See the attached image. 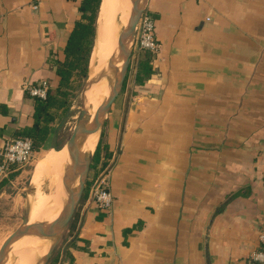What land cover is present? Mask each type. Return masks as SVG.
<instances>
[{"label":"crops","instance_id":"crops-1","mask_svg":"<svg viewBox=\"0 0 264 264\" xmlns=\"http://www.w3.org/2000/svg\"><path fill=\"white\" fill-rule=\"evenodd\" d=\"M81 1L0 0V150L34 123L26 87H57ZM147 11L155 74L137 85V59L100 138L112 155L113 208L81 201L77 248L61 264H258L264 0H149ZM57 121L36 153L66 146ZM51 210L32 219L33 234Z\"/></svg>","mask_w":264,"mask_h":264},{"label":"water","instance_id":"water-1","mask_svg":"<svg viewBox=\"0 0 264 264\" xmlns=\"http://www.w3.org/2000/svg\"><path fill=\"white\" fill-rule=\"evenodd\" d=\"M148 1L131 0L130 19L119 38L117 49L98 76L90 78L88 74L82 91V108L76 119L73 133L66 144L68 158L62 177L63 208L60 215L52 223L40 226L34 235L30 225V215L28 212L25 213L22 225L4 242L0 249V264H6L14 245L28 237L50 241L48 252L37 262V264H48L63 239L82 201L96 152L88 154L83 146L91 135L99 133L101 138L110 109L124 89L135 52L137 26L142 14L147 11ZM104 79L110 83V95L102 103L95 116L91 118L86 104L87 92ZM56 140L57 137H54L53 149H55Z\"/></svg>","mask_w":264,"mask_h":264},{"label":"trees","instance_id":"trees-1","mask_svg":"<svg viewBox=\"0 0 264 264\" xmlns=\"http://www.w3.org/2000/svg\"><path fill=\"white\" fill-rule=\"evenodd\" d=\"M101 4L102 0L81 1L79 6L80 16L67 41L64 52L65 59L56 63V74L59 77L58 85L55 89L50 90L46 99L33 98L35 107L34 123L32 127L24 128L17 133L16 138H31L34 144V151L36 152H39L46 145L52 130L51 125L58 118H63L68 114L77 91L82 88L88 74L91 73V58L96 42ZM154 56L149 51H140L138 54L136 67L137 85L145 84L155 74L153 67ZM111 156L107 146L103 144L101 139L93 158L91 170L99 173V171L105 169ZM13 177L14 175L11 176V178ZM9 180H4L3 184ZM90 186L91 181L89 180L82 202L88 197ZM79 221L80 213L78 211L68 227L70 238L72 239L66 258H71V260H73V257L70 250L76 249L79 241L77 236ZM61 261H59L58 256L55 259L51 258L48 264H61Z\"/></svg>","mask_w":264,"mask_h":264},{"label":"rangeland","instance_id":"rangeland-1","mask_svg":"<svg viewBox=\"0 0 264 264\" xmlns=\"http://www.w3.org/2000/svg\"><path fill=\"white\" fill-rule=\"evenodd\" d=\"M126 7H128V10L131 11V6L128 0L126 1ZM130 15H131V12H130ZM99 17H100V13H99ZM97 29H98V25H97ZM96 45L93 50L91 63L94 62L95 59H99L98 58L99 55L97 53L98 49ZM139 53L140 51L135 49V52L132 58L131 67H130V72L128 75L129 78H128L127 85H129L131 79L133 78L134 71H135V65H136ZM101 68H102V65H101ZM90 69H91L90 78H94L98 76L102 71L101 69L99 73H96L97 75H93L94 73H92L91 65H90ZM85 83L86 81L84 82L82 88L77 91V95L71 103V108L68 114L63 118H58L57 131L61 136V144H66L73 133L74 127L76 125V119L78 117L79 111L82 108V91L85 86ZM101 83L102 82L97 83L87 92V100H86V104L88 103L87 105H90V103H92L94 99V95L96 91L99 90ZM103 99L104 97H102V100ZM51 154H52V150L49 151L48 153L46 150H43L40 153H36V151H34L33 160L28 166L20 168L17 170V172H14L13 174H11L9 177L10 180L7 183L5 184H3V182L0 183V249L2 245L4 244V242L22 225L24 214L27 212L29 213V215L31 214V211L34 208L33 205H36L38 197L42 198L41 196L46 193L44 196L45 200L42 201V208L39 211V214L45 211V209H47L49 206L50 208L52 207V210L48 215L50 214L56 215L57 213L61 211V205L58 202L59 199H61V198H58V197H61L60 192L57 195L56 200L53 199L52 197L48 199L46 198V195H48L49 193L53 195V193L55 192V188H56L55 186H56L57 179L56 180L48 179V181H46V179L44 178L45 181H43L44 180L43 179L42 183L41 182L36 183V184L31 183L35 170L38 166L40 165L54 166L55 165V163L51 162L52 160H50ZM90 173L93 174L94 173L93 170H90ZM12 175H14L13 178H11ZM88 181H89V178H88ZM41 184L43 186H41ZM44 186L45 187L47 186V187L45 188ZM44 188L46 189L45 192H44ZM57 205H59V207H57ZM78 211H79V208L76 213H78ZM47 223H52V222H47ZM71 239L72 238H70V231L69 229H67L63 239L61 240L60 244L58 245V247L56 248L52 256V259L53 258L55 259L58 256H59V261L64 260L66 258L67 256L66 253H68V247H69ZM16 244L14 245V248ZM14 248L6 264H12L15 261V257L13 254ZM28 256L30 257L31 255L28 254Z\"/></svg>","mask_w":264,"mask_h":264},{"label":"bare ground","instance_id":"bare-ground-1","mask_svg":"<svg viewBox=\"0 0 264 264\" xmlns=\"http://www.w3.org/2000/svg\"><path fill=\"white\" fill-rule=\"evenodd\" d=\"M126 1L127 0H102V4L100 8V17L98 20V33L96 35V42H95V45L97 43L96 46L98 49L97 53L99 55L98 57L99 59H95L94 62H92V73H94L93 75H97L96 73H99L101 69L102 70L104 69L111 55L118 47L119 38L130 19L129 17H130L131 11L128 10V7H126ZM128 2L130 6H132L131 0H128ZM101 65H102V68H101ZM89 76H90V73H89ZM109 95H110V83L107 79H105L104 81H102L101 86L99 87V90L96 91L92 103H90V105H87V108L89 110V116L91 118L95 116L100 106L107 99ZM102 97H104L103 100H102ZM99 139H100L99 133L91 135L87 139V141L85 142L83 146L86 153L92 154L96 151V147L98 145ZM67 158H68L67 146H65L60 151L52 150V154L50 155V160H52L51 162L55 163V165L54 166H46V165L38 166L31 180L32 184L33 183L36 184L39 182L42 183V177L44 175H45L46 181H48V179H52V180L57 179L56 186H55L56 187L55 192L53 193V195L49 193L48 195H46V198L48 199L52 197L53 199L56 200L57 195L60 192L61 197H58V198H61V199H59L58 202L61 205V211L63 208L62 177H63L65 165L67 162ZM43 181H45V179ZM41 186L43 185L41 184ZM45 188H44V192L46 191ZM45 194L41 196L42 198L38 197L36 205H33L34 208L32 209L31 214H30V225H31L32 219L37 217L39 211L42 208V201L45 200V197H44ZM57 207H59V205H57ZM61 211L57 213L56 215H51V214L47 216L45 215L46 221L43 222L42 225L48 224L47 222L55 221L57 217L60 215ZM28 239L30 238H27V239L24 238L16 244L14 248V252H13L15 261L12 264H22L23 260H24L23 264H37L38 260L41 257H43L41 255L43 253L44 255H46V253L48 252L50 244H51L50 241H45L40 238H34L35 240L29 243V246L27 244L28 247L26 248V241H29ZM32 239H30V241ZM28 254H30L31 256L29 257Z\"/></svg>","mask_w":264,"mask_h":264},{"label":"built area","instance_id":"built-area-1","mask_svg":"<svg viewBox=\"0 0 264 264\" xmlns=\"http://www.w3.org/2000/svg\"><path fill=\"white\" fill-rule=\"evenodd\" d=\"M135 49L149 51L154 55L159 52L160 45L156 38V22L148 11H145L136 30ZM52 89L48 81L36 85H28L26 92L32 98L46 99ZM34 144L31 138L8 139L0 150V183L9 179L18 169L28 166L33 160ZM111 169L106 167L92 179L89 195L100 210L109 212L114 205V196L110 191ZM261 248L253 252L251 259L264 264V233L259 237Z\"/></svg>","mask_w":264,"mask_h":264}]
</instances>
